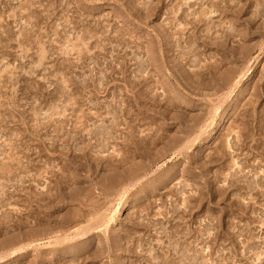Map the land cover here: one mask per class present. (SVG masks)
<instances>
[{
  "label": "rangeland",
  "instance_id": "obj_1",
  "mask_svg": "<svg viewBox=\"0 0 264 264\" xmlns=\"http://www.w3.org/2000/svg\"><path fill=\"white\" fill-rule=\"evenodd\" d=\"M152 37L167 71L138 73ZM155 134L198 139L152 165ZM147 164L107 192L113 170ZM175 243L196 264H264V0H0V264H113L117 246L122 264H192Z\"/></svg>",
  "mask_w": 264,
  "mask_h": 264
},
{
  "label": "bare ground",
  "instance_id": "obj_2",
  "mask_svg": "<svg viewBox=\"0 0 264 264\" xmlns=\"http://www.w3.org/2000/svg\"><path fill=\"white\" fill-rule=\"evenodd\" d=\"M74 1H76L77 2V0H74ZM80 1H82V0H80ZM78 4V3H77ZM52 5V4H51ZM60 5V4H59ZM79 5V4H78ZM29 6H30V4H29ZM43 7V6H42ZM82 7V6H81ZM67 8V7H66ZM81 9V8H80ZM79 10V9H78ZM127 11H129V10H127ZM30 13V12H29ZM146 13H149L150 14V16H152L153 15V12L151 11V9L148 11V12H146ZM128 14H130L131 15V13H130V11H129V13ZM118 15V14H117ZM77 16V15H76ZM83 16V15H82ZM147 16V15H146ZM149 16V15H148ZM147 16V17H148ZM116 17V16H115ZM118 17V16H117ZM138 17V16H137ZM142 17V16H141ZM146 17V18H147ZM119 18V17H118ZM149 18V17H148ZM148 18H147V20H148ZM41 19V18H40ZM120 21V20H119ZM144 21V20H143ZM156 31V30H155ZM164 30H159V34L160 33H162ZM164 33V32H163ZM89 34V33H88ZM162 35V34H161ZM89 36H90V34H89ZM91 37H93L92 35L90 36V38L89 39H91ZM158 37V36H157ZM159 37H161L160 35H159ZM94 38V37H93ZM162 38V37H161ZM158 39V38H157ZM162 39H164V38H162ZM162 39H160L161 41H162ZM167 40V39H166ZM150 42L146 45V53H148L147 55H148V61H146V62H140V63H137V70L136 71H138V73H140V72H142L143 70L145 71L146 69H147V67L148 66H151V67H153V68H156V69H161V68H163V71H167L166 70V68L164 67V64L160 61V59H159V55L160 56H162L163 54H164V51H163V47H164V43H163V47H161L160 46V44H159V39L158 40H156V39H154L153 37H152V39L151 40H149ZM166 43H168L167 41H165ZM167 45V44H166ZM165 45V46H166ZM99 48V47H98ZM97 49V48H96ZM103 49V48H102ZM191 49V48H190ZM42 52V51H41ZM112 52V51H111ZM81 54V53H80ZM236 55V54H235ZM41 57V56H40ZM154 59H156L157 60V64L155 65V62H154V64H151V63H153V62H150V61H153ZM138 60V59H137ZM42 61H43V59H40L39 60V64L37 65V66H40L41 64H42ZM132 61V60H131ZM155 61V60H154ZM83 62V61H82ZM149 62H150V64H149ZM93 63V62H92ZM148 64L147 66H145V64ZM77 65V64H76ZM81 65L83 66V63H81ZM153 65V66H152ZM42 66V65H41ZM40 66V67H41ZM107 67V66H106ZM65 68V67H64ZM68 68V67H67ZM146 68V69H145ZM71 68H69L68 70H70ZM34 70V69H33ZM43 70V69H42ZM67 70V69H66ZM110 70H111V68H110ZM162 70V69H161ZM91 71V70H90ZM127 71V70H126ZM126 71H124L122 74L124 75L125 73H126ZM162 71V72H163ZM36 72V71H35ZM68 72V71H67ZM100 72V71H99ZM98 72V73H99ZM112 72V71H111ZM110 72V73H111ZM115 72V71H114ZM32 73H33V71H32ZM74 73V72H73ZM104 73V72H103ZM143 73V72H142ZM142 73H141V75H142ZM247 73V72H246ZM105 74V73H104ZM129 74V73H128ZM32 75V74H31ZM248 75V74H247ZM250 76H251V73L249 74ZM166 76V75H165ZM107 76L105 75H103V79L104 78H106ZM243 77L245 78V75H243ZM91 78V77H90ZM168 78H170V77H168ZM195 78V77H194ZM86 79H88V78H86ZM146 79V78H145ZM203 79V78H202ZM246 79H248V78H246ZM75 80V79H74ZM220 80V79H219ZM103 81V80H102ZM106 81V80H105ZM143 81H145V80H143ZM67 82V81H66ZM93 82V81H92ZM136 82V81H135ZM78 83V82H77ZM80 83V82H79ZM82 86H85V85H83L82 83H80ZM79 84V85H80ZM138 85L139 84H141V81L139 80V82L137 83ZM201 84V83H200ZM212 84V83H211ZM73 85V84H72ZM135 85V84H134ZM137 85V86H138ZM80 87V88H83V87ZM87 86V85H86ZM85 86V87H86ZM140 86V85H139ZM84 87V88H85ZM89 87V86H88ZM78 88V87H77ZM86 89V88H85ZM199 89V88H198ZM84 90V89H83ZM203 90V89H202ZM176 94V93H175ZM145 96V95H144ZM178 98V97H177ZM180 99V98H179ZM150 100H152V99H150ZM169 106V105H168ZM172 106V105H171ZM163 113V112H162ZM160 115H162V114H160ZM162 117H163V115H162ZM193 120V119H192ZM197 121V120H196ZM196 121L195 122H192V123H196ZM215 122V121H214ZM217 124L215 123L214 124V126H216ZM114 126V125H113ZM192 129V131L194 130V127H192L191 128ZM93 130V129H92ZM110 130H111V128L110 127H106V126H104V125H101V126H95L94 127V131L93 132H91V134H92V138L94 137V142H96L97 144H98V146H99V149H106V147L108 146V144L110 143V141L111 140H113L114 138L113 137H111V135H112V133H113V129H112V132H110ZM242 131H244V130H242ZM90 132V131H89ZM133 132V131H132ZM198 132V131H197ZM43 133V132H42ZM114 134V133H113ZM88 135V134H87ZM94 135V136H93ZM150 135V134H149ZM156 135V134H155ZM239 135V134H238ZM89 136V135H88ZM133 137V136H132ZM132 137L130 138L131 140H132ZM146 138V137H145ZM176 138V137H175ZM171 139V140H173L172 142H167L166 141V143H164V135H163V137H162V134H157L155 137L153 136V138L148 142L149 143V146H146V145H144L145 147H146V149L147 150H154L155 148H157V146L158 145H163V147H161V148H158V149H160V150H158L157 149V151L155 150V152L153 153V154H150L149 153V155H148V153H147V151L146 152H143L144 154H143V158H144V156L145 157H148L149 159H150V162H149V164L151 163L152 165H153V163H155V161H157V159L159 158V157H165V155L166 154H168V153H170L171 152V155L172 156H175L176 154H178V155H183L184 154V149H186V148H189L188 146L189 145H192V143H194L198 138H193V139H191L190 138V136H187L186 138H183V139H181V138H179V137H177L178 139ZM71 139H72V137H71ZM77 139V137L76 136H74V140H76ZM130 139H129V141H130ZM146 139H148V137L146 138ZM191 139V140H190ZM237 139H238V142H240V143H243V142H245L246 141V134H244L243 135V133H240V135L237 137ZM93 140V139H92ZM145 140V139H144ZM143 140V141H144ZM128 141V142H129ZM133 141V140H132ZM170 141V140H169ZM202 141V140H201ZM77 142V141H76ZM89 142V141H88ZM80 143V142H79ZM93 143V142H92ZM44 144V143H43ZM94 144V143H93ZM96 144V145H97ZM143 144V143H142ZM144 144H146L145 142H144ZM140 145V144H139ZM257 145L259 146V143H257ZM86 146V145H85ZM88 146V145H87ZM90 146V145H89ZM91 146H93V145H91ZM95 146V145H94ZM137 146V145H136ZM43 147V146H42ZM47 147V146H46ZM83 148V147H82ZM85 148V147H84ZM83 148V149H84ZM92 148H94V147H92ZM98 148V147H97ZM82 149V150H83ZM87 148H85V150H86ZM137 149V148H136ZM138 149H140V148H138ZM43 150H44V148H43ZM82 152V151H81ZM149 152V151H148ZM151 152V151H150ZM63 153V152H62ZM152 153V152H151ZM94 154V153H93ZM141 154V153H140ZM83 155V154H82ZM153 156V157H152ZM152 158V159H151ZM164 159H166V158H164ZM116 163V162H115ZM124 163V162H123ZM127 164V163H126ZM98 166V165H97ZM203 166H204V164H203ZM148 167H150V165H142L140 168L139 167H137V168H132V169H134V170H131V167L129 168V171L127 170V171H124V172H121V173H119L120 172V170H119V172L116 170V171H114L113 170V172H111V174H110V178L109 177H106V178H108V181H107V185L105 186L107 189V192L109 193H111V192H114L115 190H116V188L117 187H119V186H123V185H125L124 187V189H125V192H124V190H123V192L124 193H126V190L128 189V188H130V186L132 187V186H134V182H133V176L139 171V170H143L144 168L146 169V168H148ZM205 167V166H204ZM199 168H201V165H200V167ZM113 169V168H112ZM111 169V170H112ZM203 169V168H202ZM123 171V170H122ZM175 171V170H174ZM173 171V172H174ZM192 174V173H191ZM201 174H202V172H201ZM174 175V174H173ZM172 175V176H173ZM199 175V174H198ZM204 175V174H203ZM206 175V174H205ZM236 174H233L232 175V177H234V179H233V183H236V182H239V179H237V177L235 176ZM194 177V176H193ZM195 177H197V175L195 176ZM236 177V178H235ZM164 179V178H163ZM203 179H205V178H203ZM247 179V178H246ZM140 180V179H139ZM103 181V180H102ZM207 182H208V180H207ZM80 183V182H79ZM133 183V184H132ZM136 183V182H135ZM138 183V182H137ZM233 183H231V184H233ZM247 183V182H246ZM250 183H252L251 181L250 182H248L247 183V186H248V188H249V190L250 191H252V190H254L253 188V185L254 184H257L256 182H254V184L252 185V184H250ZM199 185V184H198ZM205 186H206V184H205ZM209 186V185H208ZM255 186V185H254ZM72 188V187H71ZM199 189V188H198ZM206 189V188H205ZM210 190V189H209ZM85 191V190H84ZM68 193V192H67ZM74 193V192H73ZM76 193V192H75ZM82 193H83V190L82 189H80L79 188V190H78V192H77V194H79V195H82ZM109 193V194H110ZM182 193V192H181ZM70 194V193H69ZM77 194L75 195V196H77ZM184 194V193H183ZM35 195V194H34ZM48 195H51V194H48ZM53 196V195H52ZM74 196V195H73ZM79 197V196H78ZM49 198V197H48ZM57 198V197H56ZM66 198V197H65ZM29 199V198H28ZM74 199H76V198H74ZM90 199V198H89ZM7 200V199H6ZM38 200V199H37ZM79 200H81V199H79ZM92 200V199H91ZM63 201V200H62ZM187 201H188V199H187ZM59 204V203H58ZM82 204H84V203H82ZM127 206V205H126ZM126 206H121V208H119L118 209V211H117V215L118 216H120V213L122 212V209L124 208V207H126ZM128 207V206H127ZM126 207V208H127ZM188 207V206H187ZM191 207V206H190ZM186 208V207H185ZM175 210V209H174ZM125 211V210H124ZM123 211V212H124ZM183 212V211H182ZM2 217V216H1ZM76 220V219H75ZM36 221V220H35ZM64 222V221H63ZM117 222H118V219H113V218H110V220L108 219V222L107 221H102V219L100 220H98L97 222H96V225H101V226H103L104 228H105V231L103 232V233H106V230L108 231V235L106 236L105 234V241H109L110 240V238L111 237H109V236H112L111 235V232H110V230H111V228H109V227H111V226H114V225H116L117 224ZM36 223H37V221H36ZM35 223V224H36ZM95 225V226H96ZM30 226V225H29ZM64 226V225H63ZM62 226V227H63ZM101 226H96V227H94L93 225L91 226V227H93L94 229H99ZM46 227V226H45ZM91 227H89V228H82V229H78L71 237L70 236H63V238H61V242L60 243H58V244H62V242H64L65 240H69V239H71V240H73V239H79V241L81 240V241H83V240H85V239H87V237H88V235L90 234V232H91ZM64 228V227H63ZM101 229V228H100ZM99 229V230H100ZM47 230V229H46ZM61 230V229H60ZM103 230V229H102ZM164 230V229H163ZM45 231V230H44ZM47 231H50V230H47ZM95 231V230H94ZM39 232V231H38ZM43 232V231H42ZM99 232V231H98ZM98 232H95V233H98ZM165 232V231H164ZM188 232V231H187ZM31 233V232H30ZM31 234H33V233H31ZM34 234H36V233H34ZM33 234V235H34ZM37 234H40V233H37ZM44 234V233H43ZM47 234V233H46ZM50 234V233H49ZM171 234V233H170ZM173 234V233H172ZM27 236V233L26 234H23V236ZM176 235V234H175ZM208 235V234H207ZM22 236V237H23ZM32 236V235H31ZM30 236V237H31ZM35 236V235H34ZM36 236H38V235H36ZM165 236V235H164ZM168 236H170V235H168ZM21 237V238H22ZM41 237V236H40ZM178 237V236H177ZM20 238V239H21ZM25 238V237H24ZM35 238V237H34ZM118 238V237H117ZM171 238V237H170ZM31 239V238H30ZM57 239V238H56ZM22 240V239H21ZM35 240V239H34ZM168 240V239H167ZM172 240V239H171ZM170 240V241H171ZM22 241H24V240H22ZM80 241V242H81ZM27 242V241H26ZM25 242V243H26ZM56 242H58V241H56ZM103 242V241H102ZM117 243H119V242H117ZM29 244H31V243H29ZM48 244V243H47ZM52 244V243H51ZM51 244H49V245H51ZM56 244V243H55ZM54 244V245H55ZM68 244V243H67ZM87 244V243H86ZM98 244L100 245L101 244V242L99 241L98 242ZM105 244V243H104ZM103 244V245H104ZM44 245V244H43ZM43 245H41V247L43 246ZM63 245V244H62ZM82 245V244H81ZM84 245V244H83ZM102 245V246H103ZM106 245V244H105ZM117 245V244H116ZM171 245V248L172 249H170L173 253H175V255H178L177 257H179L178 259H180V262H183V263H185L186 261L187 262H190V263H194V264H196V262H198L197 261V258L195 257V255H193V254H189V255H187L188 253H189V250H184V248H182L181 246V248L183 249V250H181L177 245H178V243H175V245L174 244H170ZM181 245V244H180ZM27 246H28V244H27ZM34 246V245H33ZM32 246V247H33ZM38 246H40V245H38ZM44 246H46V245H44ZM43 246V247H44ZM64 246V245H63ZM123 246V245H122ZM82 247V246H81ZM78 248L77 250L75 249V250H73V251H71L72 253H70V252H64V254L66 255V254H68V255H71V257H75V255H77L78 253H81L82 252V248ZM119 247H120V245H119ZM35 248V247H34ZM40 248V247H39ZM85 248V247H84ZM121 248H123V247H121ZM142 248V247H141ZM167 248V247H166ZM169 248V247H168ZM167 248V249H168ZM25 245L22 247V248H19V250H17L18 252H19V255L20 254H23V252L25 251ZM29 249V248H28ZM28 249H27V251H28ZM36 249V248H35ZM34 249V250H35ZM41 249V248H40ZM64 249V248H63ZM45 250V249H44ZM50 250L52 251L53 250V252H49L50 254L49 255H51L50 256V258H52L51 260H61L62 258V254H61V252H59L60 250H57V249H51L50 248ZM102 250H105L103 247H102ZM109 250V249H108ZM123 250H124V248H123ZM128 250V249H127ZM152 250V249H151ZM169 250V249H168ZM192 250V249H191ZM27 251H25V252H27ZM38 251V250H37ZM47 251V250H46ZM79 251V252H78ZM81 251V252H80ZM119 251H121L120 250V248H118V246L117 247H115V250H113V253H114V255H115V259L116 260H113V261H115L113 264H122L124 261H120V257L118 256V252ZM125 251V250H124ZM40 252V251H39ZM98 252H100L99 250H98ZM97 252V253H98ZM107 252V251H106ZM106 252H104V251H102V253L100 252V254H104V253H106ZM122 252V251H121ZM150 252V251H149ZM170 252V251H169ZM168 252V253H169ZM193 252V251H192ZM191 252V253H192ZM14 252H11L8 256H6V257H10V256H13L14 254H13ZM38 253V252H37ZM45 253V251H41V256L42 255H46V254H44ZM53 253V254H52ZM127 253V252H126ZM152 253V252H151ZM167 253V254H168ZM171 253V252H170ZM169 253V254H170ZM196 254H197V252H196ZM26 255V254H25ZM48 255V256H49ZM73 255V256H72ZM98 255V254H97ZM121 255V254H120ZM164 255H166V253L164 254ZM38 256V255H37ZM100 256V255H99ZM132 256V255H131ZM151 257H150V260H153V261H158L157 262V264H161V262H162V264H170V261L168 262V263H166L167 261L166 260H164V258H162L161 257V259L159 258V257H156L154 254H153V256L152 255H150ZM161 256V255H160ZM171 256V255H170ZM189 256H191V257H189ZM40 257V256H39ZM39 257H37V258H39ZM44 257V256H43ZM121 257H122V255H121ZM174 257V256H173ZM49 258V259H50ZM79 258V257H78ZM167 258H169L168 256H167ZM166 258V259H167ZM0 259H4L3 257L2 258H0ZM122 259V258H121ZM126 259V258H125ZM148 259H149V257H148ZM175 259V258H174ZM177 259V260H178ZM147 260V259H146ZM170 260H171V257H170ZM173 260V259H172ZM176 260V259H175ZM42 262V261H41ZM152 261H150V263H151ZM173 262H174V260H173ZM177 262V261H176ZM186 262V263H187ZM125 263V262H124ZM147 263V262H146ZM39 264V263H38ZM58 264V263H57ZM107 264H109V263H107ZM173 264V263H172ZM181 264V263H180ZM188 264V263H187ZM198 264V263H197Z\"/></svg>",
  "mask_w": 264,
  "mask_h": 264
}]
</instances>
